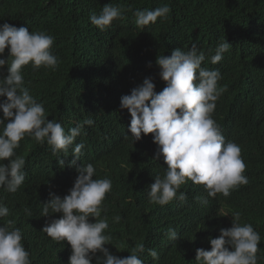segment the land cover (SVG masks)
<instances>
[{"label":"trees","instance_id":"1","mask_svg":"<svg viewBox=\"0 0 264 264\" xmlns=\"http://www.w3.org/2000/svg\"><path fill=\"white\" fill-rule=\"evenodd\" d=\"M105 4L119 7L123 15L100 30L89 17L99 14ZM164 5L171 9L166 17L143 28L136 25L135 10ZM5 22L54 37L51 51L58 58L54 70L43 66L34 70L31 63L21 69L24 86L43 104L47 118L59 122L77 111L82 121L93 119L90 133L98 143H110L113 166L122 159L131 168V175L111 179L108 198L112 201L107 212L112 219L116 215L122 219L114 222L112 240L105 247L124 258L143 243L145 251L138 255L144 264H198L195 250H210L209 238L218 237L221 228L231 227L232 218L221 212L214 198L199 196L191 180L177 190V195L186 194V201L174 198L163 206L150 202L148 186L155 176L164 175L167 165L162 155L153 159L157 145L151 133H142L132 143L130 113L119 107L120 98L145 77H152L156 92L162 91L166 85L158 74L157 55L168 56L178 47L187 51L195 43L205 53L201 66L221 73L217 86L225 91L217 99L218 105L215 102V114L229 105L236 108L243 126L240 135L264 139V0H0V24ZM225 39L231 44L229 51L212 64L211 55ZM7 55L6 48L0 58ZM6 68L0 76L7 75ZM4 99L0 97V101ZM25 162L24 183L15 193L1 197L9 215L1 218L0 226L12 220V227L21 230L32 264H66L70 245L40 231L60 215L49 210V216H41L42 203L49 199L47 184L57 189V180L52 173L37 172L29 159ZM114 167L111 171L115 172ZM53 173L66 184L59 172ZM195 197L208 202L202 204ZM25 209H30V217ZM240 223L251 224L260 234L257 264H264V214L240 217ZM169 228L177 231L176 241L168 239ZM150 248L158 252L157 261L148 255Z\"/></svg>","mask_w":264,"mask_h":264},{"label":"clouds","instance_id":"2","mask_svg":"<svg viewBox=\"0 0 264 264\" xmlns=\"http://www.w3.org/2000/svg\"><path fill=\"white\" fill-rule=\"evenodd\" d=\"M170 11L164 5L137 9L133 15L136 25L143 28ZM122 15L119 7L105 4L89 19L105 30ZM53 42L54 37L43 31L0 24V57L8 49L7 57L0 58V72L7 66V75L0 76V97H5L0 101V220L9 215L1 197L15 193L24 183L23 169L29 159L37 172L52 173L57 180V189L47 184L49 199L42 203L41 216H49V210L60 215L40 231L70 245L66 264H92L93 257L95 264H144L138 255L145 251L143 243L124 258L105 247L112 240L114 222L122 219L120 215L112 219L107 212L112 201L108 198L111 179L131 175L130 166L122 159L113 166V155H108L110 143L100 144L90 133L93 119L82 121L77 111L59 122L48 119L43 104L24 86L23 66L31 63L34 70L58 66V58L51 51ZM230 45L226 39L219 43L211 63L220 62ZM205 58L195 43L187 51L178 47L168 56L157 55L158 74L166 86L156 92L152 77H145L129 94L121 96L119 107L130 113L132 143L140 140L142 133H151L157 145L153 159L162 155L167 165L164 175L155 176L148 186L150 202L163 206L174 198L186 201V194L177 195V190L191 180L199 196L214 198L221 212L230 214L231 227L221 228L218 237L209 238L210 250H195L198 264H257L261 236L251 224H241L240 217L264 214V139L240 135L243 126L236 108L229 105L215 114L217 99L225 89L217 86L219 69L201 66ZM53 172H59L66 184L62 185ZM194 199L208 202L203 197ZM25 211L30 217V209ZM12 224L8 220L0 226V264H32L22 232ZM166 235L172 241L179 238L174 228ZM147 252L154 261L159 259L155 249Z\"/></svg>","mask_w":264,"mask_h":264}]
</instances>
